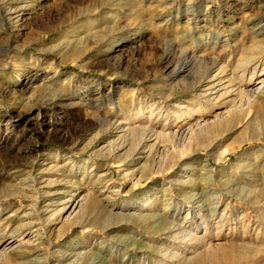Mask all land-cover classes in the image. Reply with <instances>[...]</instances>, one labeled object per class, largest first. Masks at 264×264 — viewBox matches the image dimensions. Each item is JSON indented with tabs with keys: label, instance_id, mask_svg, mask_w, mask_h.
Segmentation results:
<instances>
[{
	"label": "rangeland",
	"instance_id": "374dc122",
	"mask_svg": "<svg viewBox=\"0 0 264 264\" xmlns=\"http://www.w3.org/2000/svg\"><path fill=\"white\" fill-rule=\"evenodd\" d=\"M0 28V264H264V0H0Z\"/></svg>",
	"mask_w": 264,
	"mask_h": 264
},
{
	"label": "bare ground",
	"instance_id": "6f19581e",
	"mask_svg": "<svg viewBox=\"0 0 264 264\" xmlns=\"http://www.w3.org/2000/svg\"><path fill=\"white\" fill-rule=\"evenodd\" d=\"M3 14L6 16L7 14H9V10H7V11H4L3 12ZM4 17V16H3ZM10 21V20H9ZM2 27H3V25H2ZM0 29H2V28H0ZM54 104V103H53ZM175 137V136H174Z\"/></svg>",
	"mask_w": 264,
	"mask_h": 264
}]
</instances>
